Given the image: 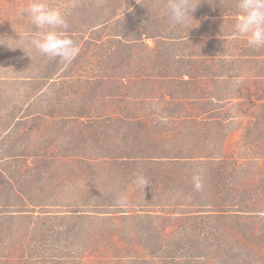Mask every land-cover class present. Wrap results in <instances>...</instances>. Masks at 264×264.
I'll return each instance as SVG.
<instances>
[{
	"label": "rangeland",
	"instance_id": "rangeland-1",
	"mask_svg": "<svg viewBox=\"0 0 264 264\" xmlns=\"http://www.w3.org/2000/svg\"><path fill=\"white\" fill-rule=\"evenodd\" d=\"M69 1L48 0L57 8ZM28 3L0 0V43L14 39L13 49L0 44V130L16 123L19 134L0 143V176H14L30 192L26 212L6 220L0 185V264H264V48L235 34L240 12L218 27L232 34L193 60L205 74L204 101L147 103L148 113L174 115L152 124L155 134L178 130L160 145L167 158L128 168L118 147L123 124L106 127L115 146H105L97 138L106 120L74 119V102L56 100L63 88L45 75L76 67L51 63L20 34L34 27L22 14ZM200 45L191 43L198 52ZM44 148L55 158L25 162V154ZM201 170L196 191L193 176ZM216 172L226 185L220 192L209 184ZM138 173L149 182L145 189L134 182Z\"/></svg>",
	"mask_w": 264,
	"mask_h": 264
},
{
	"label": "trees",
	"instance_id": "trees-1",
	"mask_svg": "<svg viewBox=\"0 0 264 264\" xmlns=\"http://www.w3.org/2000/svg\"><path fill=\"white\" fill-rule=\"evenodd\" d=\"M167 3L168 0H70L69 5L67 2L59 7L66 14L68 34L80 51L71 62H67L76 67L75 71L59 70L45 75V78L54 79V83L59 82L62 86L63 90L56 100L71 99L78 107L75 110L77 113L72 116L74 119L85 117L90 120L94 114L106 120L103 121L105 130L98 135L97 142L114 147L115 141L110 138L106 127L115 123L125 126L123 136L118 139L122 146L118 147L126 151L123 157L129 163H124V166L127 164L128 168L133 166L134 161L152 164L150 161L161 162L167 158L160 145L169 133L174 134L178 130L155 134L152 124L171 119L174 115L164 116L162 111L157 110L148 113L146 105L151 100L183 106L204 101L207 98V88L202 83L205 74L195 70L193 60L206 57L208 54L201 51L215 49V40L232 34L218 27H226L229 19L240 12L237 0H195L199 6L189 25L173 26ZM25 7L27 4H23V9ZM36 31L34 26L20 34L31 36ZM192 42L201 44L199 52L191 47ZM146 54L152 56L151 61L149 57L143 62V55ZM138 60L142 64L138 63V67L133 68ZM45 89L37 91L33 99L39 100ZM97 103L103 108H96ZM83 126L88 130L87 126ZM14 128L16 123L0 130V143L6 138L19 137L18 129ZM29 130L22 137L29 135L32 129ZM32 156L43 160L55 158L48 148L42 149V154H25V162ZM211 175L213 178L209 179V184L214 191L226 188L222 173ZM0 185L7 196L2 211L5 219L26 212L25 196L30 192L20 188L22 182L7 175L0 176ZM12 199L18 204H13ZM1 221L4 218L0 217ZM45 226L49 227V223Z\"/></svg>",
	"mask_w": 264,
	"mask_h": 264
},
{
	"label": "clouds",
	"instance_id": "clouds-1",
	"mask_svg": "<svg viewBox=\"0 0 264 264\" xmlns=\"http://www.w3.org/2000/svg\"><path fill=\"white\" fill-rule=\"evenodd\" d=\"M199 5L195 0H168L169 20L173 26L187 27L193 18V13ZM240 15L234 25L237 36L246 40L248 46L264 48V0H237ZM25 15L37 29L30 39V46L49 58H59L63 62H71L79 54V46L68 34L69 24L66 14L49 4L48 0H29L27 7L22 9ZM12 38H6L0 44L9 48ZM202 171L193 176L194 188L200 191L203 187ZM135 184L145 189L149 182L143 174H137Z\"/></svg>",
	"mask_w": 264,
	"mask_h": 264
}]
</instances>
